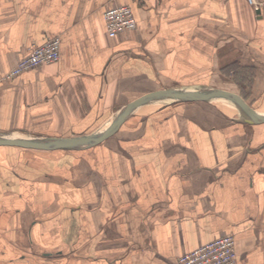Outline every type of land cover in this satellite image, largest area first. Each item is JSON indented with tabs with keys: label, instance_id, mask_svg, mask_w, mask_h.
Listing matches in <instances>:
<instances>
[{
	"label": "crops",
	"instance_id": "1",
	"mask_svg": "<svg viewBox=\"0 0 264 264\" xmlns=\"http://www.w3.org/2000/svg\"><path fill=\"white\" fill-rule=\"evenodd\" d=\"M120 1L137 27L111 37V0H0V136L100 131L167 87L231 89L264 113V0ZM52 36L58 61L3 78ZM237 118L152 102L89 148L0 145V264H178L225 233L236 264H264V122Z\"/></svg>",
	"mask_w": 264,
	"mask_h": 264
},
{
	"label": "water",
	"instance_id": "2",
	"mask_svg": "<svg viewBox=\"0 0 264 264\" xmlns=\"http://www.w3.org/2000/svg\"><path fill=\"white\" fill-rule=\"evenodd\" d=\"M226 100L233 103L239 110L238 121L251 124L264 122V113L259 112L239 92L231 89L195 85L183 87H167L147 92L136 99L122 105L112 122L105 129L76 137H47L39 139L15 138L0 136V145H18L38 149H83L100 144L114 135L122 124L139 107L152 102L174 103L186 101Z\"/></svg>",
	"mask_w": 264,
	"mask_h": 264
},
{
	"label": "built area",
	"instance_id": "3",
	"mask_svg": "<svg viewBox=\"0 0 264 264\" xmlns=\"http://www.w3.org/2000/svg\"><path fill=\"white\" fill-rule=\"evenodd\" d=\"M256 10L259 9L257 0H249ZM108 34L116 37L133 31L137 27V19L130 4L120 0H111L104 12ZM62 41L60 36L49 37L42 44L33 43L29 52L24 55L4 75V79H12L24 71L39 67L43 64L56 62L61 57ZM236 238L233 234L225 233L193 250L178 259V264H236Z\"/></svg>",
	"mask_w": 264,
	"mask_h": 264
},
{
	"label": "bare ground",
	"instance_id": "4",
	"mask_svg": "<svg viewBox=\"0 0 264 264\" xmlns=\"http://www.w3.org/2000/svg\"><path fill=\"white\" fill-rule=\"evenodd\" d=\"M221 102L220 105L223 107V109L228 112V113H235L237 112V115L239 114V110L238 108L233 104V103H230L226 100H220ZM233 115V114H232Z\"/></svg>",
	"mask_w": 264,
	"mask_h": 264
},
{
	"label": "rangeland",
	"instance_id": "5",
	"mask_svg": "<svg viewBox=\"0 0 264 264\" xmlns=\"http://www.w3.org/2000/svg\"><path fill=\"white\" fill-rule=\"evenodd\" d=\"M210 102H215V103H219L220 100H213V101H210ZM220 104V103H219ZM222 107V106H221ZM223 108V107H222Z\"/></svg>",
	"mask_w": 264,
	"mask_h": 264
}]
</instances>
